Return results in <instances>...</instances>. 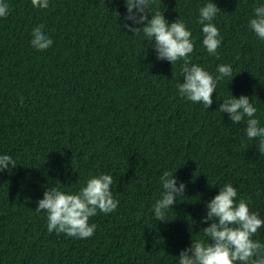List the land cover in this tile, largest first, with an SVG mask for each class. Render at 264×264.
<instances>
[{
    "label": "trees",
    "instance_id": "16d2710c",
    "mask_svg": "<svg viewBox=\"0 0 264 264\" xmlns=\"http://www.w3.org/2000/svg\"><path fill=\"white\" fill-rule=\"evenodd\" d=\"M206 2L154 0L150 13L188 25L192 63L213 75L218 64L232 66L234 77L217 82L208 109L177 94L182 61H157L142 33L120 28L123 0H49L47 8L8 0L0 19V152L18 165L0 172V264H176L190 239H202L204 204L225 183L264 218L259 140L217 109L230 92L246 95L264 124V40L248 28L260 0H213L218 59L196 23ZM41 22L53 40L47 50L31 43ZM176 169L184 197L166 223L155 221L159 177ZM98 173L113 177L116 210L90 218V238L48 232L46 213L35 211L45 188L76 192ZM253 239L264 242V229Z\"/></svg>",
    "mask_w": 264,
    "mask_h": 264
},
{
    "label": "clouds",
    "instance_id": "9594fccd",
    "mask_svg": "<svg viewBox=\"0 0 264 264\" xmlns=\"http://www.w3.org/2000/svg\"><path fill=\"white\" fill-rule=\"evenodd\" d=\"M37 7H49V0H32ZM154 0H123L125 13L120 28L132 35L143 34L146 49H151L157 61L180 65L183 82L176 85L177 94L192 103H200L208 109L213 104L217 82L232 78L230 64H218L216 75L192 63L194 51L191 29L180 20L169 23L163 12L150 9ZM220 9L213 0H207L199 9L196 23L201 26V44L207 53L219 58L217 49L222 40L219 29L213 23ZM10 13L8 0H0V19ZM118 15V14H117ZM248 28L264 40V0L253 8ZM44 22L32 29L31 43L42 50L52 46L53 40L44 30ZM230 92V91H229ZM218 105L219 112L226 113L233 125L244 122L245 134L249 140H259V150L264 152V124L257 118V107L246 95L230 96ZM17 160L8 151L0 152V172L15 168ZM178 169V168H177ZM177 169L164 171L159 177L161 193L152 204L155 221L166 223L167 210L177 203V197H184L186 184L175 175ZM113 177L110 174L90 175L78 191L68 193L57 187H47L42 198L36 201V212L46 213L48 232L55 231L69 237L85 239L93 236L95 223H89L98 212L105 214L116 210L119 200L111 191ZM217 193L204 204L205 214L200 224L206 225L198 232L202 239H190V243L176 255V264H264V242L253 236L264 229V218L251 211L248 202L237 199V189L231 183L217 187ZM195 223V222H194Z\"/></svg>",
    "mask_w": 264,
    "mask_h": 264
}]
</instances>
